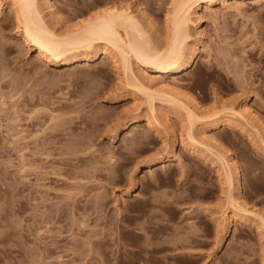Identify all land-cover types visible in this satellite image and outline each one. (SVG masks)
Listing matches in <instances>:
<instances>
[{"label":"rangeland","instance_id":"obj_1","mask_svg":"<svg viewBox=\"0 0 264 264\" xmlns=\"http://www.w3.org/2000/svg\"><path fill=\"white\" fill-rule=\"evenodd\" d=\"M52 1L69 24L91 0ZM170 1L114 0L154 19L153 35ZM197 11L189 32L205 46L188 73L166 79L204 112L246 100L264 124V0H215ZM122 74L109 57L46 63L28 50L11 7L0 8V264H194L182 254L201 260L222 246L219 163L181 142L177 118V135L167 136L150 107L184 112L158 97L149 104ZM134 115L139 123L122 130ZM232 120L212 134L240 164L242 202L264 213V147ZM164 142L175 145L173 159L147 170L169 152ZM256 225L234 222L215 264H262Z\"/></svg>","mask_w":264,"mask_h":264},{"label":"bare ground","instance_id":"obj_2","mask_svg":"<svg viewBox=\"0 0 264 264\" xmlns=\"http://www.w3.org/2000/svg\"><path fill=\"white\" fill-rule=\"evenodd\" d=\"M110 1H88L84 7L78 8L77 19L69 24L61 16L57 17L58 12L53 8L52 0H0V8L4 5L11 7L15 26L28 50H35L37 56L46 63L62 67L109 57L115 64H120L126 85L144 93L151 101L149 104L158 97L166 102L165 105L176 104L184 112L185 119L167 110H157L152 105L150 120L173 138L177 135L178 128L174 123L177 118L181 142L187 144L183 142L187 140L192 152L197 147L201 148L199 158L205 159L210 155L219 163V177L226 195L221 218V240L215 244L216 248L230 234L236 221L251 219L264 234V213L247 208L241 200L240 164L234 152L212 134L221 126H235L232 119H236L248 127L247 131L254 143L264 147V124L246 100H242L237 108L231 105L204 112L196 98L179 92L176 84L166 79L191 70L198 53L205 46V40L201 34L192 36L189 24L200 5L208 7L215 0H171L164 17V29L155 35L149 28L153 26L154 19L146 12L141 11L139 15L140 9L133 10L129 5ZM156 77L165 79L158 81L155 87L151 86L153 89L150 85L154 84ZM139 121V116L134 115L123 121L121 128L126 130L130 125L135 127ZM164 145L169 148V152L159 157L156 163L150 162L147 170H151L155 164L173 159L175 145L166 142ZM220 225L217 221V228ZM261 258L264 264V254Z\"/></svg>","mask_w":264,"mask_h":264},{"label":"crops","instance_id":"obj_3","mask_svg":"<svg viewBox=\"0 0 264 264\" xmlns=\"http://www.w3.org/2000/svg\"><path fill=\"white\" fill-rule=\"evenodd\" d=\"M183 215L185 217L184 212H182L181 216ZM227 244H228V237L224 239L222 246L218 250H216L214 254L207 253L204 255V257H201L202 258L201 260H200L199 255H188V254H182V255H184L185 259L188 260L190 263L193 262L194 264H208L209 262H213L212 264H215L217 261L220 262V260L222 259L225 253ZM169 263L170 262H166V264H169Z\"/></svg>","mask_w":264,"mask_h":264}]
</instances>
